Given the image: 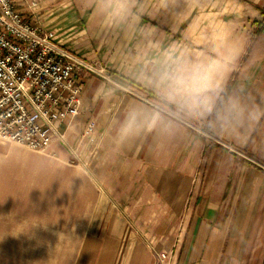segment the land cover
<instances>
[{
    "label": "crops",
    "instance_id": "crops-1",
    "mask_svg": "<svg viewBox=\"0 0 264 264\" xmlns=\"http://www.w3.org/2000/svg\"><path fill=\"white\" fill-rule=\"evenodd\" d=\"M14 3L117 83L79 78L66 142L89 171L70 170L57 143L44 166L0 143V264H264V0ZM27 171L65 177L81 207L59 216L56 198L44 213L37 198L27 205L9 184ZM41 225L54 230L44 243ZM60 234L78 238L59 258Z\"/></svg>",
    "mask_w": 264,
    "mask_h": 264
},
{
    "label": "built area",
    "instance_id": "built-area-1",
    "mask_svg": "<svg viewBox=\"0 0 264 264\" xmlns=\"http://www.w3.org/2000/svg\"><path fill=\"white\" fill-rule=\"evenodd\" d=\"M23 1L31 10L39 6L38 0ZM14 5V0H0V143L36 152L60 143L71 159L84 163L66 142V129L80 113L79 78L86 71L110 82L113 74L102 76L103 68L63 47L52 30L33 25ZM96 128L91 121L85 133Z\"/></svg>",
    "mask_w": 264,
    "mask_h": 264
},
{
    "label": "rangeland",
    "instance_id": "rangeland-1",
    "mask_svg": "<svg viewBox=\"0 0 264 264\" xmlns=\"http://www.w3.org/2000/svg\"><path fill=\"white\" fill-rule=\"evenodd\" d=\"M102 76H108L107 72H103ZM110 82H112L113 84L117 83V82H113L112 79H110ZM126 93H130L133 96H138L140 98H142L145 101H148V97L145 94L144 91H140L138 89H135L133 87H131L130 85L128 86H120ZM58 144V143H57ZM13 146H17L18 148H22L24 150H28L31 153L35 154V156L33 159L29 160L30 163H34V164H41L42 166H44L45 164H48L50 162H53L54 159L51 158V154L49 153V150H47L46 152H36V151H31L28 148L24 147V146H20L17 144H10ZM59 145H61L59 143ZM63 147V146H62ZM61 152L63 154H61L62 157H60V161L64 162V164L67 165L68 168H70V170H81L84 172V170L89 171L90 167L87 163L86 167H84V163L79 162V160L77 159H71L70 156H66V152L65 150L61 149ZM17 154H15L16 157ZM40 157L42 158L41 160ZM26 162H28V160H26ZM47 166H45L46 168ZM48 169V168H46ZM29 177H27L24 182L20 183L22 185H20V187H17V179H11L9 180V184L11 185V188H13V190L11 191V193L17 195L22 194L25 196L26 198V202L27 205L32 203V201L34 199H38L41 200L40 205L38 207L39 212L44 213L45 211L50 210V206H51V202L50 199L51 197L53 199H57V204L55 205L56 211H58L59 216H61V214H64L65 211L67 210H75V209H79L78 207H81V203L76 202L78 197L75 194V189L73 187H71V183L69 180H67L65 177H59L57 179H55L56 181H54V183H51L49 179H34L33 178V173H29L27 171V175H30ZM54 184V186L52 185ZM24 185V186H23ZM80 189H77L76 191H78ZM74 212V211H71ZM59 221V225L57 230L60 232V230H65V219H58ZM77 220L73 219L71 221V224L76 227L77 226ZM53 227L51 226H43L41 225L39 230L41 231V235H42V242H45V238L48 237V233L54 231L51 230ZM58 237V257L60 258V256L64 255L67 251V248H69V244H72L73 242L77 241V236L76 235H71V234H60L57 236ZM68 241H70V243H68ZM48 242V239H47ZM160 254L162 253L159 252ZM164 254V253H163ZM162 256V254H161ZM160 256V257H161Z\"/></svg>",
    "mask_w": 264,
    "mask_h": 264
},
{
    "label": "trees",
    "instance_id": "trees-1",
    "mask_svg": "<svg viewBox=\"0 0 264 264\" xmlns=\"http://www.w3.org/2000/svg\"><path fill=\"white\" fill-rule=\"evenodd\" d=\"M255 24L257 25V30L255 31V34L258 35V34L264 33V11H263V18L260 21H256ZM220 105H221V101H219L217 109L220 107ZM215 112H216V110H215ZM211 122H212V118L207 124L208 128L210 127Z\"/></svg>",
    "mask_w": 264,
    "mask_h": 264
}]
</instances>
